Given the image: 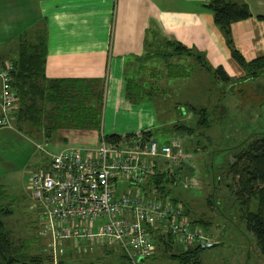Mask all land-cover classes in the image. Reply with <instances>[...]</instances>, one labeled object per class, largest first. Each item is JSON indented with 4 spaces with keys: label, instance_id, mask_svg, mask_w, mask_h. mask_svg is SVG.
<instances>
[{
    "label": "rangeland",
    "instance_id": "rangeland-1",
    "mask_svg": "<svg viewBox=\"0 0 264 264\" xmlns=\"http://www.w3.org/2000/svg\"><path fill=\"white\" fill-rule=\"evenodd\" d=\"M5 60L7 62L10 59ZM196 76V89H193L195 84L176 88L174 102L197 109L206 108L213 122L211 128L200 129L190 138L175 137L164 130L163 126L169 128L170 124L161 123L152 103L137 106L140 110L136 113L140 120L148 118L146 112L140 116V112L145 110L143 108L151 110L153 118L151 123L139 120V124L148 128L140 129L141 133L137 136L151 131L161 146L173 142L182 144V154L176 155L171 161L162 160L161 168L163 173L166 172L175 179V184L171 186V197L178 198L190 208L191 221L202 219L211 224L209 231L218 247L205 250L201 254V263L264 264V256L260 253L253 234L247 230L246 221L242 219L244 207L234 195L239 191L238 178L229 171V165L235 162V156L246 145L264 136V76L249 84L237 82L224 87L213 83L203 70H199ZM184 108L181 109L182 114L176 111L179 118L186 117L183 120L186 125L195 126V119L192 115H186ZM18 109L19 102L17 111ZM47 109L51 107L48 106ZM176 112H171L168 116L174 117ZM162 113L160 118H165L167 114ZM46 125L47 122L43 129L30 133L33 137L24 128V132L16 130L9 145L4 141L0 142V161L5 164L6 175L1 179L7 195L4 203L12 211V215L4 217L3 221L15 250L25 255L27 263L34 257H40L43 264H121L122 255L116 247H91L75 241L58 244L46 232L38 202L32 196L29 183L31 172L39 166L46 167L51 156L60 153L63 148L74 146L64 142L65 132L59 131L52 134V139H48ZM17 127L15 117L14 129H18ZM69 131L71 135L74 133V130ZM74 140H78V145L92 147L100 142L90 136ZM187 148L189 153L186 152ZM127 187L124 183L121 185L122 190ZM138 264L177 263L169 255L162 256L160 251H156L154 258Z\"/></svg>",
    "mask_w": 264,
    "mask_h": 264
},
{
    "label": "trees",
    "instance_id": "trees-1",
    "mask_svg": "<svg viewBox=\"0 0 264 264\" xmlns=\"http://www.w3.org/2000/svg\"><path fill=\"white\" fill-rule=\"evenodd\" d=\"M204 7L213 15L215 25L223 33L234 61L247 72L250 78L259 77V71L264 70V60L247 62L235 48L231 38L232 25L252 17L248 7L234 4L229 0H215ZM259 20L264 22V17H259ZM154 36L151 41L145 42L144 55L134 58L131 71L127 72L126 98L134 105L146 101L152 102L161 123L170 124L169 128L163 126L164 130L175 137L190 138L200 129H210L213 122L209 111L206 108L197 109L193 106L181 105L179 102L175 103L176 90L173 86L179 82L178 80L189 79L197 68L205 71L218 87L220 85L224 87L225 83L230 81L229 76L222 68L214 69L203 53L189 49L175 39L163 38L157 32ZM6 58L10 59L7 62L14 67L13 86L19 99L16 116L18 129L15 130L24 132L25 128L26 133L30 135L34 131L43 129L47 122L45 129L48 139H52L53 135L64 130L101 132L105 108V82L47 79L45 75L47 34L45 32L29 33L19 37L17 42L9 46L6 51L0 52V67L7 63ZM48 106L51 109H47ZM183 108L186 110V115L193 116L195 126L186 125L183 121L186 117L179 118L178 112L182 114ZM161 109L164 110L161 111ZM174 111H178L177 115L169 117L168 115ZM161 112L167 116L160 118ZM143 137L147 140L154 139V133L145 132ZM133 138V135H127L124 138L116 135L105 136L107 142H120L123 139ZM64 142L67 143L68 140L65 139ZM186 152H190L188 148ZM229 171L238 178L239 191L234 195L244 207L242 219L246 221L247 230L253 234L257 247L264 256V136L246 145L235 156V162L229 165ZM175 182L168 173H158L147 182L146 189L156 199L180 203L185 215L190 219V208L178 198L171 197L173 196L171 186ZM6 198V189L0 185L1 264H43L40 257H34L27 263L25 255L15 250L3 221L4 217L12 215V211L4 203ZM192 222L209 231L210 223L202 219ZM156 245L157 251H160L162 256L169 255L170 259L177 264H202L201 254L205 251L203 249L184 250L174 244L171 236L162 235L159 232ZM120 254L122 255L121 264H133L123 252L120 251ZM154 257L155 255L152 258Z\"/></svg>",
    "mask_w": 264,
    "mask_h": 264
},
{
    "label": "crops",
    "instance_id": "crops-1",
    "mask_svg": "<svg viewBox=\"0 0 264 264\" xmlns=\"http://www.w3.org/2000/svg\"><path fill=\"white\" fill-rule=\"evenodd\" d=\"M213 1L0 0V52L6 51L22 35L45 32L47 79L105 82L101 132L74 130L71 135L69 130L61 131L66 134L63 137L68 140L67 144L93 148L91 145H78V140L74 139L90 136L100 141L102 135L137 137L140 129L148 128L139 124L136 112L140 110L137 106L152 102L139 105L129 102L126 98V75L131 71L134 58L144 55L145 42L151 41L155 32L203 53L214 69L222 68L229 76L227 85L237 82L249 84L264 76L263 70L259 71V77L250 78L234 61L223 33L215 25L213 15L204 7ZM229 1L247 6L252 16L232 25L231 38L235 48L247 62L264 60V22L259 20V17H264V0ZM199 70L197 68L189 79L178 80L173 87L193 86L198 81L196 75ZM193 89H196V84ZM143 109L140 116L146 112L148 118L140 121L151 123V110ZM15 134V129L1 131L0 142L9 145ZM4 171L5 164L0 161V185L5 188L1 182L6 176Z\"/></svg>",
    "mask_w": 264,
    "mask_h": 264
},
{
    "label": "built area",
    "instance_id": "built-area-1",
    "mask_svg": "<svg viewBox=\"0 0 264 264\" xmlns=\"http://www.w3.org/2000/svg\"><path fill=\"white\" fill-rule=\"evenodd\" d=\"M13 71L9 62L0 67V132L14 130L19 99ZM105 136L93 148L63 149L30 176L32 196L54 242L116 247L133 264L155 255L158 232L183 249H214L213 235L188 219L180 203L156 199L146 189L162 172V160L182 154V144L161 146L143 136L107 142Z\"/></svg>",
    "mask_w": 264,
    "mask_h": 264
},
{
    "label": "water",
    "instance_id": "water-1",
    "mask_svg": "<svg viewBox=\"0 0 264 264\" xmlns=\"http://www.w3.org/2000/svg\"><path fill=\"white\" fill-rule=\"evenodd\" d=\"M139 262L143 263V262H144V260H143V259H141V260H139Z\"/></svg>",
    "mask_w": 264,
    "mask_h": 264
}]
</instances>
